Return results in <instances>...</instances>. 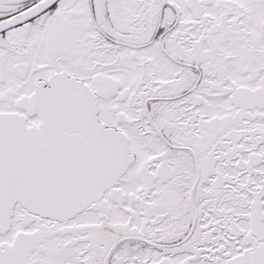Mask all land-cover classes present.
<instances>
[{"label": "snow or ice", "instance_id": "snow-or-ice-1", "mask_svg": "<svg viewBox=\"0 0 264 264\" xmlns=\"http://www.w3.org/2000/svg\"><path fill=\"white\" fill-rule=\"evenodd\" d=\"M0 264H264V0H0Z\"/></svg>", "mask_w": 264, "mask_h": 264}]
</instances>
